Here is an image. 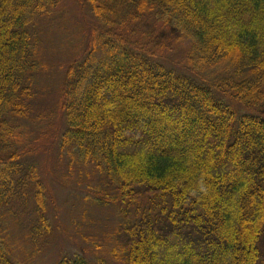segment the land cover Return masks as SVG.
I'll return each mask as SVG.
<instances>
[{
    "label": "trees",
    "instance_id": "obj_1",
    "mask_svg": "<svg viewBox=\"0 0 264 264\" xmlns=\"http://www.w3.org/2000/svg\"><path fill=\"white\" fill-rule=\"evenodd\" d=\"M79 2L100 27L66 71L56 145L102 176L86 199L121 212L116 260L264 264V0ZM58 5L0 0V264H18L10 217L35 220L33 241L52 232L39 168L23 160L31 133L19 131L48 119L26 103L37 29ZM171 37L190 41L179 71L161 60Z\"/></svg>",
    "mask_w": 264,
    "mask_h": 264
},
{
    "label": "rangeland",
    "instance_id": "obj_2",
    "mask_svg": "<svg viewBox=\"0 0 264 264\" xmlns=\"http://www.w3.org/2000/svg\"><path fill=\"white\" fill-rule=\"evenodd\" d=\"M99 27L79 0H59L52 17L43 18L37 29L41 67L31 82L36 98L26 104H31L32 118L43 114L48 119L42 120L37 115L40 120L20 121L19 132L31 133L25 144L36 151L23 160L34 162L39 168L52 232L33 241L29 235L35 220L24 213L19 219H7L11 256L18 264H58L61 259L76 254L84 256L90 264H123L113 253L117 247L115 231L124 223L121 212L115 206H100L86 199L90 191L102 187L99 181L102 176L95 175L88 166H78L65 151L60 153L56 145V136L63 126L61 90L66 71L87 55L94 31ZM170 31L165 29V33ZM169 40L166 45L170 51L161 60L169 68L182 70L190 41L172 37ZM42 133L44 136H40Z\"/></svg>",
    "mask_w": 264,
    "mask_h": 264
}]
</instances>
